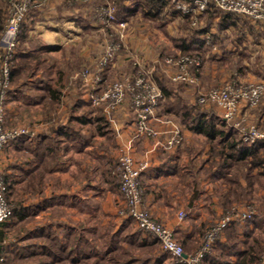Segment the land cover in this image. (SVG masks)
Instances as JSON below:
<instances>
[{"label":"crops","instance_id":"0c3cea01","mask_svg":"<svg viewBox=\"0 0 264 264\" xmlns=\"http://www.w3.org/2000/svg\"><path fill=\"white\" fill-rule=\"evenodd\" d=\"M106 2L110 1L34 0L22 21L4 103L5 126H25L33 135L11 140L2 151L1 165L13 210L0 225L2 264L98 262L99 225L108 223L112 213L116 215L114 208L119 201L115 171L118 148L135 129L128 98L109 120L101 106L90 104L89 86L78 76L83 67L94 68L101 50L100 36L112 32L104 29L95 15L96 7ZM117 2L111 0L113 9ZM121 4L124 13H129L124 20L137 14L144 17L141 2L123 0ZM217 10L209 7L198 16H209L204 26L202 22L190 23L202 32L183 37L186 42L201 40L197 51L209 55L207 60L212 55L218 61L239 63L243 55L258 58V49L264 48V26L243 15ZM205 32L210 34L211 45L204 43ZM134 33L127 21L122 47L105 69L104 83L133 75L135 62L149 70L154 81L157 75L172 83L168 79L170 69L162 64L164 56L160 53L149 56L142 46L143 59L131 54ZM208 75L207 70L200 69V79ZM227 78L224 75L221 81H229ZM188 86L174 85L166 94L159 85L163 98L151 125L160 134L154 139L136 138L131 148L135 160L148 164L140 175L145 207L154 219L172 230L185 253L197 249L203 228L242 191L248 192L238 203L262 196L258 178L249 184L242 170L236 173L235 165L230 166L227 177L222 172L212 174L214 165L205 169L210 144L185 125L190 118L185 113L196 103ZM248 108L240 107L238 119L255 116L263 121L262 106L252 114ZM170 117L178 119L182 127V142L168 149L154 146L156 139L167 135L169 121L173 122ZM179 212L185 214L182 219ZM258 219L223 230L204 264H219L231 249L234 253L229 260L234 263L237 252L254 244L255 239L257 251L260 246L264 250V218L260 220L262 226ZM229 228L233 229L231 233Z\"/></svg>","mask_w":264,"mask_h":264},{"label":"built area","instance_id":"2783aa9c","mask_svg":"<svg viewBox=\"0 0 264 264\" xmlns=\"http://www.w3.org/2000/svg\"><path fill=\"white\" fill-rule=\"evenodd\" d=\"M7 14L0 31V225L12 215V205L8 200V182L1 165L2 151L11 140L32 136V130L25 126H5V100L10 83V70L16 51L17 39L22 21L34 0H5ZM85 2L87 0H74ZM174 10L188 15L192 24H196L198 16L207 8L213 7L221 11L240 14L264 26V0H172ZM95 15L104 29H115L107 34L102 53L96 60L94 68H82L78 76L89 86V102L92 106H101L109 120L112 112L128 98L135 118L133 134L118 148L115 171L119 178L118 191L122 197V206L117 209L121 219L133 220L137 228L151 234L159 242L162 250L176 262L182 264H204L205 258L212 253L218 236L231 225H238L250 220L255 210L250 204H231L224 208L221 215L209 223L203 230L201 241L192 252L185 253L182 245L175 239L170 228L154 219L144 205V189L140 175L147 167L146 160H135L131 155L132 143L136 138H156L160 131L151 125L155 110L163 98V91L151 77L150 71L135 62L136 71L132 76L104 83V71L112 63L120 51L127 21L114 13L113 7L104 3L96 7ZM204 43L211 45L210 34L205 32ZM162 64L170 69L168 79L174 83L195 86L199 83V72L202 59L198 54L180 53L164 56ZM264 93V82H242L236 76L219 87L209 88L198 93L196 103L201 106L214 104L220 110L221 118L229 124L241 142L251 144L264 142V130L255 125H244L235 120L240 106H255ZM167 135L156 139L154 146L168 149L181 143L183 139L180 127L171 121ZM183 212L178 218L184 217ZM185 256H184V255ZM3 257L0 255V264ZM259 264H264V255Z\"/></svg>","mask_w":264,"mask_h":264},{"label":"rangeland","instance_id":"374dc122","mask_svg":"<svg viewBox=\"0 0 264 264\" xmlns=\"http://www.w3.org/2000/svg\"><path fill=\"white\" fill-rule=\"evenodd\" d=\"M109 1H110L109 4L112 5L111 0ZM2 2L3 4H5V8L7 9L6 1L2 0ZM169 3L170 4H168V8L165 10V14H161L160 17L157 16V17L145 18V16L143 17L142 15L137 14L135 16L129 17V19L126 20L130 23V27H132L135 30L134 35H131L132 36L131 40H133L131 43L134 44V48H135L133 49V52L131 54L138 57L139 59H143L140 56V55L143 56L144 54L143 51H141L140 49V47L142 46H145L146 52L148 53L150 52L149 56H151V54L153 53L152 55L153 57L156 56L157 53H160L161 56H171V55L183 53L179 50V48L175 46V43H179L183 37L189 38L194 28L198 25L191 26L190 20H187L184 16H182L178 12L173 13L172 12L173 7H172L171 1ZM6 14H7V11H6ZM208 21H209L208 15H201L200 18L198 17L197 19V22H202L203 24L202 26H204L206 22L208 23ZM115 32L117 35V30L112 29V34L114 33L113 34L114 36H115ZM107 34L108 33H106V35L100 36L102 41L100 42L101 50L99 49L100 50L99 55L102 53L103 44H104L103 42L107 38ZM125 34H126V30L124 31L123 40L125 38ZM103 37H104V41H103ZM206 50L207 52L209 51V49H206ZM258 50H259V53H257L258 58L256 59L253 57V60H252L249 56L245 57V55L240 56L241 57L240 61H242V63L228 62L225 60L218 61L217 57H213V55L212 57H209V60H207L206 56H209V55L205 54V52H203L202 54H199L202 59V66H201L202 71L207 70L209 72V75L208 77L205 76L204 78L203 77H201V79L199 78L200 81L197 85L188 86L190 87V89L192 88L191 89L193 91L192 96L194 97L195 102H196V97L199 92L205 91L209 88L219 87L220 85L224 84L225 82L221 81L224 75L228 76L227 80L229 81L233 80L234 76H238L239 80L242 82H264V48H261V49L259 48ZM186 53L188 52H185V54ZM125 69L126 68H124L123 70L125 71ZM210 72L213 73V75H210ZM125 76H123L122 78H124ZM122 78H111L109 82L120 80ZM158 79L164 81L166 84H169L172 87H174V85H177L174 83H170L164 76L162 77L160 76ZM155 81L158 83L157 79H155ZM180 85L181 86L183 85L184 87L186 86V84H180ZM263 105H264V93L261 95L258 103L253 107H249L247 109V112L249 114H252L257 109H258L257 112H259V108ZM199 108L200 110H206L208 114H213V115L221 114L219 113L220 110L214 104H207L206 106L199 105ZM239 109L234 118L235 120L240 121V123L244 125L253 124L259 127L261 130H264V119L263 121H260V122L258 121L257 118L255 119V116H253L249 120L238 119ZM170 120L178 124L182 132V127L179 124L178 119H175L174 117H170ZM225 125L227 128H229L232 131L234 136L238 138V135L236 134V132H234L230 128L229 124L225 123ZM117 179L119 181L118 177ZM258 180H259V191H260V194L262 195L260 196V198L250 197L248 200H246V202H243V203H238V202L233 201L229 203L227 206L231 204H238V205L250 204L251 206H253L255 210V214L251 218V220L253 221V220H257L258 218H260L258 219V222H259V225L262 226V224L264 225V223L261 224L260 220L261 218H264V188H263L264 187V176L259 177ZM250 193L252 195V192ZM117 196H118L119 201L117 202L118 205L116 206V208H114L116 210V215L112 213L113 214L112 216L109 215L107 217L109 220L108 223L99 225V229H98L99 237L97 239L98 253H99L98 262L92 263V264H123V262H127V261L128 262L126 264H130L132 260H134V258L137 257L138 252L142 250L145 252L151 253V257L148 258L146 261H144L142 264H182V263L176 262L173 258H171L169 254L164 252L159 242L157 241V239H155L154 236L144 231L142 232V236H145L147 238L146 244L144 245H141V240L139 237H137L134 243L131 245L128 244L126 241L122 240L121 237H117L116 239L111 240L112 242L109 240L111 233L115 232L116 230H119V227H123L122 231L125 233L135 232L138 230L133 220L129 218L121 219L120 217H118L117 209H119L123 205L122 204L123 202H122V197L120 193H118ZM101 201L102 200L100 199V202ZM101 205L103 206V204H100V207L103 208ZM242 226L244 225H241V227ZM203 230H202V233H203ZM202 233H201L200 241L202 238ZM149 240L154 241L153 243H151V247L150 245H148ZM110 242L111 244L108 245L109 247L108 248L107 244ZM262 255H264V250H262V247L260 246L259 247V258ZM132 264H138V263L135 260L133 261Z\"/></svg>","mask_w":264,"mask_h":264},{"label":"trees","instance_id":"16d2710c","mask_svg":"<svg viewBox=\"0 0 264 264\" xmlns=\"http://www.w3.org/2000/svg\"><path fill=\"white\" fill-rule=\"evenodd\" d=\"M123 0H118L116 4H114V13L120 19H127L129 13H124V8L121 4ZM134 2H141L144 8L143 15L145 17H160V13L164 14L165 10L168 8L169 2L172 0H132ZM135 5V4H134ZM134 5L132 9L134 8ZM171 7V6H170ZM131 9V10H132ZM173 13L177 11L173 9ZM179 13V12H178ZM187 20H191L188 15H182ZM6 19V8L5 4L0 1V31L3 28L4 22ZM201 30H193L192 34L201 33ZM201 40L192 39L191 42H186L184 38L180 40L179 43H175V46L179 48V50L183 53L188 52L191 54H200L199 50L201 47ZM15 55V54H14ZM14 60V56H13ZM13 65V62H12ZM12 67L10 73H12ZM155 78L158 81V84L164 90L166 94H169L172 90V86L166 84L164 81L158 79L156 75ZM173 83V82H172ZM176 88L180 87L182 83H176ZM264 106H262V109ZM190 118L186 121V127L195 131L198 134H201L205 137L206 141L210 144L209 147V155L204 162H208V167L205 169H211L214 165L215 169L211 170L212 174L217 172H222L221 174L224 177L228 175V171L230 166H236V173L239 170L243 171L244 178L250 184L252 180L255 178L264 176V142L258 141L251 144H246L240 141L239 138L234 136L232 131L226 127L224 120L220 115L208 114L206 110H200L199 105L197 103L192 106L191 111L186 112ZM218 159V160H214ZM257 168L256 174L252 173V171ZM236 175V174H235ZM233 179L229 177L228 180ZM248 191H242L241 196L245 195ZM241 196L235 197L231 202H238ZM122 225V224H121ZM123 227H119V230L111 233L109 240L116 239L117 237H121L122 240L126 241L128 244H133L137 237L141 240V245L146 244L147 238L142 236V232L139 228L135 232L125 233L122 231ZM233 229H230L231 233ZM141 235V236H140ZM230 236V235H229ZM156 239V238H155ZM112 242V241H111ZM108 243V245L111 244ZM154 241L149 240L148 245L151 247V243ZM182 245V244H181ZM256 245V239L254 240V244L247 245L244 250L241 252H237V260L232 263L229 260V255L233 249L229 250L228 258L222 260L219 264H258L259 263V252L254 247ZM109 248V247H108ZM185 252V251H184ZM151 257L150 252L140 251L137 254V257L132 260L137 261L138 264H142L148 258ZM128 262V261H127ZM127 262H123L126 264Z\"/></svg>","mask_w":264,"mask_h":264},{"label":"water","instance_id":"95a60500","mask_svg":"<svg viewBox=\"0 0 264 264\" xmlns=\"http://www.w3.org/2000/svg\"><path fill=\"white\" fill-rule=\"evenodd\" d=\"M184 255V254H183ZM185 256V255H184Z\"/></svg>","mask_w":264,"mask_h":264}]
</instances>
